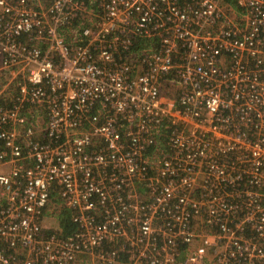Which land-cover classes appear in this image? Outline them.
<instances>
[{
  "label": "built area",
  "instance_id": "2783aa9c",
  "mask_svg": "<svg viewBox=\"0 0 264 264\" xmlns=\"http://www.w3.org/2000/svg\"><path fill=\"white\" fill-rule=\"evenodd\" d=\"M82 262L264 264V0H0V264Z\"/></svg>",
  "mask_w": 264,
  "mask_h": 264
},
{
  "label": "rangeland",
  "instance_id": "374dc122",
  "mask_svg": "<svg viewBox=\"0 0 264 264\" xmlns=\"http://www.w3.org/2000/svg\"><path fill=\"white\" fill-rule=\"evenodd\" d=\"M48 0H40V2H47ZM50 208L47 212L44 213V216L42 218V230L44 234L48 233H54L56 232L58 228V217L59 212H57L59 201L55 199L50 203ZM84 264V262L80 263Z\"/></svg>",
  "mask_w": 264,
  "mask_h": 264
},
{
  "label": "trees",
  "instance_id": "16d2710c",
  "mask_svg": "<svg viewBox=\"0 0 264 264\" xmlns=\"http://www.w3.org/2000/svg\"><path fill=\"white\" fill-rule=\"evenodd\" d=\"M234 3V0H226ZM58 230L62 235H66L75 229V225L70 219V212L66 209L62 210L58 217Z\"/></svg>",
  "mask_w": 264,
  "mask_h": 264
}]
</instances>
